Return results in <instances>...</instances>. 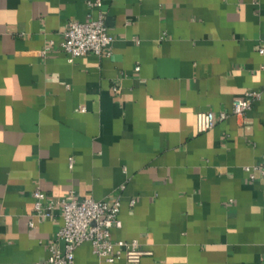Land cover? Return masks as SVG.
I'll return each instance as SVG.
<instances>
[{
  "label": "crops",
  "instance_id": "obj_1",
  "mask_svg": "<svg viewBox=\"0 0 264 264\" xmlns=\"http://www.w3.org/2000/svg\"><path fill=\"white\" fill-rule=\"evenodd\" d=\"M88 1L0 0V263L47 255L61 218L33 214L37 187L117 197L110 237L148 252L106 262L82 242L75 264H260L264 186L244 167L264 153V0ZM98 9L107 53H39ZM246 91V113L195 131Z\"/></svg>",
  "mask_w": 264,
  "mask_h": 264
},
{
  "label": "built area",
  "instance_id": "obj_2",
  "mask_svg": "<svg viewBox=\"0 0 264 264\" xmlns=\"http://www.w3.org/2000/svg\"><path fill=\"white\" fill-rule=\"evenodd\" d=\"M88 7H100V0L87 2ZM112 37L107 34L102 12L98 9L95 18L89 13L84 20L69 19L66 21L57 42L49 41L40 50L44 54L51 50H60L71 61L74 57L92 53L100 55L107 53ZM256 53L264 57V42L257 45ZM264 66L262 65L261 68ZM138 66L134 67L137 70ZM112 91L116 88L111 87ZM259 96V92L246 91L235 96L230 101L228 111L212 113L198 111L194 117V128L197 133L210 129L216 122L223 120L227 115L241 116L251 106V102ZM70 164V159H69ZM248 172V179L254 180L255 173L264 186V153L261 162L252 167H244ZM33 214L51 216L54 207L58 210L61 224L46 243L47 255L34 264H75L73 261L74 249L82 242L88 243L91 253L106 262H113L122 257L127 263H137L140 257L148 254L138 248L136 240L112 239L110 231L120 227L118 218V198L94 200L92 198L77 199H46L36 187L32 191ZM132 200L130 201V203ZM31 226V223H29ZM15 264V263H0ZM260 264H264V241Z\"/></svg>",
  "mask_w": 264,
  "mask_h": 264
}]
</instances>
